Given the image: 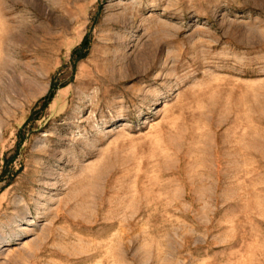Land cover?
Returning a JSON list of instances; mask_svg holds the SVG:
<instances>
[{
	"label": "rangeland",
	"instance_id": "374dc122",
	"mask_svg": "<svg viewBox=\"0 0 264 264\" xmlns=\"http://www.w3.org/2000/svg\"><path fill=\"white\" fill-rule=\"evenodd\" d=\"M0 264H264V0H0Z\"/></svg>",
	"mask_w": 264,
	"mask_h": 264
},
{
	"label": "trees",
	"instance_id": "16d2710c",
	"mask_svg": "<svg viewBox=\"0 0 264 264\" xmlns=\"http://www.w3.org/2000/svg\"><path fill=\"white\" fill-rule=\"evenodd\" d=\"M80 47H83V46L80 45ZM79 50H80L79 48L75 49L74 53H77ZM53 90L54 88L52 87L50 92L41 100L42 106H46L48 104L49 100L52 98Z\"/></svg>",
	"mask_w": 264,
	"mask_h": 264
}]
</instances>
